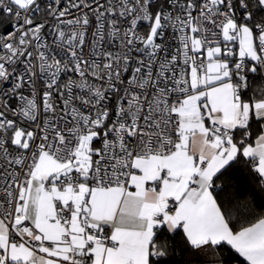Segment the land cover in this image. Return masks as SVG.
<instances>
[{
	"label": "snow or ice",
	"instance_id": "6c2138e0",
	"mask_svg": "<svg viewBox=\"0 0 264 264\" xmlns=\"http://www.w3.org/2000/svg\"><path fill=\"white\" fill-rule=\"evenodd\" d=\"M257 80L264 0H0V264H264Z\"/></svg>",
	"mask_w": 264,
	"mask_h": 264
},
{
	"label": "trees",
	"instance_id": "16d2710c",
	"mask_svg": "<svg viewBox=\"0 0 264 264\" xmlns=\"http://www.w3.org/2000/svg\"><path fill=\"white\" fill-rule=\"evenodd\" d=\"M242 167V166H241ZM247 176L246 172H240L233 176L232 178V184H234L235 188H226L225 191L222 193L223 197L225 199L230 198L238 189L248 187L251 184V178L245 179L244 177ZM264 203V202H262ZM254 208L257 212L262 211L261 207L254 205ZM246 214V213H245ZM183 259L179 253H177L175 256H173L169 262V264H183ZM200 259L203 261L205 258L200 257ZM242 259V258H241ZM235 263V262H233Z\"/></svg>",
	"mask_w": 264,
	"mask_h": 264
},
{
	"label": "built area",
	"instance_id": "2783aa9c",
	"mask_svg": "<svg viewBox=\"0 0 264 264\" xmlns=\"http://www.w3.org/2000/svg\"><path fill=\"white\" fill-rule=\"evenodd\" d=\"M47 2H48V0H41L42 4H46ZM101 2H103V0H101ZM73 11H74V14H78V13H75V10H73ZM36 18H37V20H44V17L42 15H38ZM55 23H56V21H54V20H48L47 21V24H48L49 27H51ZM139 30H140L141 34H143L144 32L147 31V29L144 26V24L140 25V29ZM48 39L51 40V37H49ZM112 47H113V49H115V45H113Z\"/></svg>",
	"mask_w": 264,
	"mask_h": 264
},
{
	"label": "crops",
	"instance_id": "0c3cea01",
	"mask_svg": "<svg viewBox=\"0 0 264 264\" xmlns=\"http://www.w3.org/2000/svg\"><path fill=\"white\" fill-rule=\"evenodd\" d=\"M260 87H264V82L257 80L253 85V90L258 89ZM249 94H251V91L249 92ZM233 264H235V263H233Z\"/></svg>",
	"mask_w": 264,
	"mask_h": 264
}]
</instances>
